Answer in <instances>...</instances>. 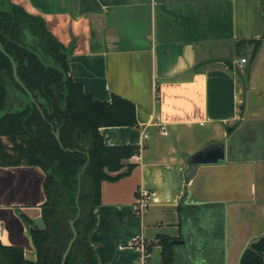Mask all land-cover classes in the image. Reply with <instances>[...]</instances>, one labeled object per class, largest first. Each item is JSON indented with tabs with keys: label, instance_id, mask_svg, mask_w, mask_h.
<instances>
[{
	"label": "crops",
	"instance_id": "0c3cea01",
	"mask_svg": "<svg viewBox=\"0 0 264 264\" xmlns=\"http://www.w3.org/2000/svg\"><path fill=\"white\" fill-rule=\"evenodd\" d=\"M13 1L70 45V74L87 94L135 105L137 125L99 129L105 144L139 149L127 175L101 182L87 237L96 264H159L160 234L182 240L171 264H239L264 234V0ZM242 38H261L253 58L252 45L236 51ZM212 144L222 157L191 165ZM43 178L37 166H0V242L30 261L23 217L42 216ZM141 188L155 191L143 210Z\"/></svg>",
	"mask_w": 264,
	"mask_h": 264
},
{
	"label": "trees",
	"instance_id": "16d2710c",
	"mask_svg": "<svg viewBox=\"0 0 264 264\" xmlns=\"http://www.w3.org/2000/svg\"><path fill=\"white\" fill-rule=\"evenodd\" d=\"M260 44L261 38H242L235 49L252 45L253 58ZM0 45L5 51L0 50V166L39 167L45 195V228L30 231L37 259L27 260L21 246L0 242V264H60L72 235L70 219L77 234L63 264H96L87 237L95 222L93 210L101 202V182L127 175L135 166L128 159L139 149L134 144L107 145L99 129L137 125L135 105L116 94L109 101L87 94L70 74V45L20 2L0 0ZM7 55L24 87L15 80ZM157 238L159 264H171V237ZM239 264H264V236L245 248Z\"/></svg>",
	"mask_w": 264,
	"mask_h": 264
},
{
	"label": "water",
	"instance_id": "95a60500",
	"mask_svg": "<svg viewBox=\"0 0 264 264\" xmlns=\"http://www.w3.org/2000/svg\"><path fill=\"white\" fill-rule=\"evenodd\" d=\"M0 50L3 51V52H5L4 49H3V47L1 45H0ZM7 56L10 59L11 66H12V72H13V76H14L15 80L20 85L23 86V84L21 83V81L17 77V74H16V64H15L13 58L11 56H9V55H7ZM26 91L29 94L30 100L32 102H35V99L32 97L31 93L27 89H26ZM36 106L40 110V107H39V105L37 103H36ZM55 135H56V138L59 139L58 132H56ZM218 145L219 144H214V145L212 144V145L206 146L205 148H202L201 150H198L197 152H195L194 154H192L190 156V158H189L190 161L189 162L191 163V165H194L195 166V164H197V163L207 162V161H211V160H213V161L219 160V158L222 157V154H221V151L218 150V148H216V147H218ZM212 149L216 150V153L210 154V152L213 151ZM191 168H192V166H191ZM76 200H77V197H76ZM73 221H74V219H70L69 220V224H70V228H71V231H72V235H71L70 239L68 240V243L66 245V248L62 252V259H61V263L60 264H63L64 259H65L66 255H67V253H68V251H69V249H70V247L72 245V242L74 241V239L76 237V234H77V231L75 229V226L73 224ZM34 227H37L39 229H44L45 228V223H44V220H43V217L42 216H37L36 218L33 219V225H30L29 226V230L31 231ZM263 236H264V234H262L261 236L256 237L255 239L250 240L247 243V246H251L253 243L259 241ZM181 241L182 240H179V239H173V240H171V243H178V242H181ZM243 251L241 252L240 257L242 255Z\"/></svg>",
	"mask_w": 264,
	"mask_h": 264
},
{
	"label": "built area",
	"instance_id": "2783aa9c",
	"mask_svg": "<svg viewBox=\"0 0 264 264\" xmlns=\"http://www.w3.org/2000/svg\"><path fill=\"white\" fill-rule=\"evenodd\" d=\"M247 59L245 57H241L240 58V62H245ZM133 158H137L136 154L132 155ZM155 196V191L154 190H150L147 188H141L138 191V197H137V206L140 210L145 209V207L147 206V204L149 203V201ZM0 230H1V225H0ZM133 244L135 246H137L143 253V257L145 259V257L148 255V253L146 252V243L143 239H136L134 240ZM143 264H152L149 262H144Z\"/></svg>",
	"mask_w": 264,
	"mask_h": 264
},
{
	"label": "rangeland",
	"instance_id": "374dc122",
	"mask_svg": "<svg viewBox=\"0 0 264 264\" xmlns=\"http://www.w3.org/2000/svg\"><path fill=\"white\" fill-rule=\"evenodd\" d=\"M13 1V0H12ZM240 55H245V53L244 52H242ZM21 96V95H20ZM19 96V97H20ZM261 137V136H260ZM257 144H258V146H262V145H264V140H263V138H258L257 140Z\"/></svg>",
	"mask_w": 264,
	"mask_h": 264
}]
</instances>
